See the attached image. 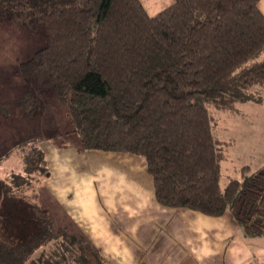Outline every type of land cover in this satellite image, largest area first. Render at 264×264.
Returning <instances> with one entry per match:
<instances>
[{
    "label": "trees",
    "instance_id": "16d2710c",
    "mask_svg": "<svg viewBox=\"0 0 264 264\" xmlns=\"http://www.w3.org/2000/svg\"><path fill=\"white\" fill-rule=\"evenodd\" d=\"M261 0H174L154 16L140 0H0V19L45 46L19 64L27 115L49 89L65 106L81 151L141 156L156 201L264 235V172L243 167L220 185L232 141L218 115L258 103L264 88ZM68 133L51 138L70 147ZM40 138L16 146L18 169L0 181V264H105L89 241L57 225L36 201L49 174Z\"/></svg>",
    "mask_w": 264,
    "mask_h": 264
},
{
    "label": "rangeland",
    "instance_id": "374dc122",
    "mask_svg": "<svg viewBox=\"0 0 264 264\" xmlns=\"http://www.w3.org/2000/svg\"><path fill=\"white\" fill-rule=\"evenodd\" d=\"M140 2L147 14L154 16L170 6L174 0H140ZM44 44L43 38L32 31L0 19V93L9 101L8 105L0 107V124L4 123V126H0V138L3 141L2 146L15 138L16 127H7L11 121L17 123L19 129L22 126L20 130L24 135L40 138L39 147L47 160L49 174L41 181L36 201L54 223L63 224L70 233L76 234L77 231L88 240V238L92 239L93 234L88 229L90 224L82 220V230L87 238L77 223L81 215L96 214L92 212V203H99L101 192L94 190V186L99 182L97 168L108 167L105 165L106 162L99 158L105 153L78 152L80 138L73 131L65 106L56 103L49 89L39 93L41 105L32 115H27L17 102L26 88L23 78L16 73V69L21 62L28 60L36 51L43 48ZM250 92L259 100L257 104L244 102L237 105L238 114L217 116L218 137L224 142L232 141L228 159L222 164L220 178L222 187L229 178L239 177L243 167H249L251 173L264 172V88L255 86ZM66 133L70 147L58 148L54 141L50 140ZM6 152L10 155V160L7 162L0 160V165H3L0 167V181L5 171L20 167L16 155L10 153L8 149ZM4 153L2 150L1 154L5 155ZM129 156L143 160L141 156ZM262 239L261 242L264 244V237Z\"/></svg>",
    "mask_w": 264,
    "mask_h": 264
},
{
    "label": "crops",
    "instance_id": "0c3cea01",
    "mask_svg": "<svg viewBox=\"0 0 264 264\" xmlns=\"http://www.w3.org/2000/svg\"><path fill=\"white\" fill-rule=\"evenodd\" d=\"M259 9L264 15V0ZM8 104L0 93V107ZM10 126L17 129L13 141L2 146L0 138V150L5 152H0V160L6 162L10 160L7 149L15 154L21 140L33 138L21 133L22 126L19 129L14 121ZM105 154L99 158L108 167L97 168L99 182L94 186L101 192L99 203H92L96 214L81 215L77 223L83 234L82 220L90 224L92 239L84 235L105 264H264V235L246 237L229 213L211 217L160 205L142 159L124 153Z\"/></svg>",
    "mask_w": 264,
    "mask_h": 264
}]
</instances>
